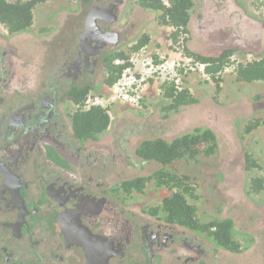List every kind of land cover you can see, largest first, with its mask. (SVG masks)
<instances>
[{
	"label": "flooded vegetation",
	"instance_id": "af4514ba",
	"mask_svg": "<svg viewBox=\"0 0 264 264\" xmlns=\"http://www.w3.org/2000/svg\"><path fill=\"white\" fill-rule=\"evenodd\" d=\"M140 1L79 0V11H60L57 26L58 12L37 13L57 2L49 0L34 8L27 31L0 39V264H195L206 256L202 240L230 253L168 223L160 205L133 208L138 193L125 191L127 181L110 185L111 163H122L123 151L111 152L106 132L95 141L74 133L73 100L104 88V60L132 39L117 22ZM20 43L39 51L14 62L11 47ZM30 60L38 62L34 74ZM36 72L43 77L34 86ZM109 95L86 100H101L96 106L109 115Z\"/></svg>",
	"mask_w": 264,
	"mask_h": 264
},
{
	"label": "rangeland",
	"instance_id": "374dc122",
	"mask_svg": "<svg viewBox=\"0 0 264 264\" xmlns=\"http://www.w3.org/2000/svg\"><path fill=\"white\" fill-rule=\"evenodd\" d=\"M70 1L57 0L46 9L38 8L37 13L47 19L58 12L55 16L58 26L63 20L65 12L60 11L64 7L73 13L79 11V3ZM192 1L194 7L184 44L188 52L201 57H217L228 50L232 52L231 60L235 64L264 57V0ZM139 7L129 9L127 16L117 22L122 30L131 33L128 39L132 38L118 52L130 56L131 47L148 38L146 52L135 57L137 70L153 55H177L169 49L171 29L160 25L159 13ZM0 36L1 40L7 39L1 25ZM127 37L124 36L123 40ZM25 44L10 45L14 50V62L26 60L28 52L39 51L32 44L23 46ZM17 52L18 59L15 56ZM29 58L32 59L31 56ZM26 62L31 64L33 60L24 64ZM34 62L36 65L32 67L31 64L29 70L33 74L32 68H36L38 63ZM7 65L6 71L9 69ZM234 66L224 73L219 89L200 74L187 76L183 85L196 103L183 107L178 113L164 110L168 102L160 95L161 81L153 79L146 83L141 105L131 106L122 102L109 105L110 126L105 142L111 144V152L116 149L123 151L122 163L116 160L118 166L111 163L109 169L110 185L114 187L132 179L148 178L161 169L157 163H145L136 158L135 151L143 141H171L195 129L210 130L216 136L218 148L213 156L179 161L167 168L172 173L188 175L192 179L198 198L189 203L195 207L197 219L205 224L214 220H231L233 238L240 246L238 253H226L202 240L206 256L195 264H264V84L236 83ZM15 67L22 69L20 65ZM51 70L52 66L45 68L46 77L51 75ZM42 77L37 73L35 78H31L34 86ZM110 90L104 86L91 89L88 94L106 96ZM147 94L149 99H146ZM253 123H258L257 129L247 133V128ZM247 156L255 165L250 171H246ZM253 179L261 180L262 189L258 194L250 189ZM167 195L164 188H156L149 182L142 192L133 195L131 203L133 208H157Z\"/></svg>",
	"mask_w": 264,
	"mask_h": 264
},
{
	"label": "trees",
	"instance_id": "16d2710c",
	"mask_svg": "<svg viewBox=\"0 0 264 264\" xmlns=\"http://www.w3.org/2000/svg\"><path fill=\"white\" fill-rule=\"evenodd\" d=\"M49 0L15 1L0 0V25L8 33L15 35L27 31L33 24V10L42 3ZM73 1V0H71ZM88 4L91 0H82ZM140 7L159 13V23L171 29L170 40L173 47L177 46L179 38L188 33L190 14L194 7L192 0H141ZM264 7V4H262ZM148 38L138 41L131 47L130 56L121 51H115L104 60L103 69L105 72L104 85L111 89L119 80L122 71L130 67V58L138 54L146 47ZM186 56L191 57L195 62L206 65L205 72L209 75L216 89L222 81L226 68L234 65L231 62L233 56L231 51L225 50L217 57H201L191 54L186 47L183 48ZM154 63H159L158 55H153ZM120 61L122 64L116 65ZM235 82L238 84H264V57L245 63L235 64L233 69ZM160 95L168 104L164 110L169 113H178L183 107L192 106L196 100L189 90L182 86H177L174 80L167 77L159 85ZM88 90L78 93L73 100L79 106L78 111L72 118V126L77 138L95 141L104 134L110 126L108 108L91 107L84 109ZM258 123L250 124L247 133L257 129ZM217 139L214 133L206 129H195L192 133H187L174 138L171 141L153 139L141 143L135 151V156L139 161L157 163L161 169L154 172L148 178H136L122 184L127 193L134 191L140 193L149 182L156 188H164L168 195L162 199L160 209L165 216V220L174 225L181 226L189 231L200 235H206L210 242L224 251L238 253L239 244L233 239V223L231 220L217 221L205 224L197 219L196 209L189 203L190 200L197 199L193 181L188 175H177L167 170L168 167L179 161H196L198 157H211L217 151ZM246 171L255 168L250 157L245 158ZM253 193H259L262 189L260 179L251 181Z\"/></svg>",
	"mask_w": 264,
	"mask_h": 264
},
{
	"label": "built area",
	"instance_id": "2783aa9c",
	"mask_svg": "<svg viewBox=\"0 0 264 264\" xmlns=\"http://www.w3.org/2000/svg\"><path fill=\"white\" fill-rule=\"evenodd\" d=\"M184 42L185 35L179 38L177 46L173 47V49L172 44L170 43L169 45L171 52L173 54L177 53V55L173 57L158 55L159 63H154L153 56H151L149 60L141 63L143 69L140 68L137 70V68H135L136 63L138 65V61L135 57H137L138 54L146 52V48H143L138 54L132 55L129 60L131 66L122 71L119 80L110 90L107 103L111 105L115 102H122L130 104L131 106L141 105L146 83H148L150 79L162 82L164 78L169 77L174 80L175 85L182 86L187 76L197 73L206 81L209 80V75L205 72L206 65L195 62L183 52ZM231 62H233V60H231ZM115 64H122V62L116 61ZM228 70H230V67L226 68L224 73H227ZM102 103L105 105L101 100H92L88 98L85 104L87 106H96L102 105Z\"/></svg>",
	"mask_w": 264,
	"mask_h": 264
},
{
	"label": "crops",
	"instance_id": "0c3cea01",
	"mask_svg": "<svg viewBox=\"0 0 264 264\" xmlns=\"http://www.w3.org/2000/svg\"><path fill=\"white\" fill-rule=\"evenodd\" d=\"M70 2L76 3V2H79V0H74V1H70ZM79 4H80V3H79ZM148 95H149V94H147L146 99H149V98H150Z\"/></svg>",
	"mask_w": 264,
	"mask_h": 264
}]
</instances>
